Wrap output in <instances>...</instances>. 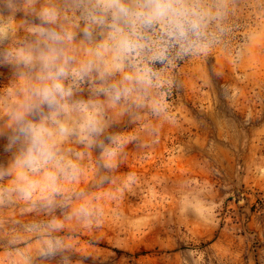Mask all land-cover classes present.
I'll return each instance as SVG.
<instances>
[{"label":"clouds","instance_id":"clouds-1","mask_svg":"<svg viewBox=\"0 0 264 264\" xmlns=\"http://www.w3.org/2000/svg\"><path fill=\"white\" fill-rule=\"evenodd\" d=\"M236 15L234 0H0V69H9L0 83V211L31 216L0 217L13 225L0 264L91 258L82 237L115 223L120 202L142 190L143 177L120 173V163L176 125L181 65L239 55ZM171 196L180 214L214 223L190 177ZM181 264H204L203 253L188 249Z\"/></svg>","mask_w":264,"mask_h":264},{"label":"rangeland","instance_id":"rangeland-1","mask_svg":"<svg viewBox=\"0 0 264 264\" xmlns=\"http://www.w3.org/2000/svg\"><path fill=\"white\" fill-rule=\"evenodd\" d=\"M234 2L239 55L214 53L180 66L177 123L143 156L132 150L120 163V173L143 177L142 190L120 202L115 223L82 237L91 257L84 264H181L191 248L204 264H264V0ZM8 73L0 69V83ZM189 177L214 207L211 225L173 205L177 182ZM12 226L0 225V256Z\"/></svg>","mask_w":264,"mask_h":264}]
</instances>
